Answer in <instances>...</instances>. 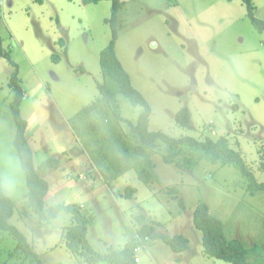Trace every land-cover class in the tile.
I'll return each mask as SVG.
<instances>
[{"label": "rangeland", "instance_id": "rangeland-1", "mask_svg": "<svg viewBox=\"0 0 264 264\" xmlns=\"http://www.w3.org/2000/svg\"><path fill=\"white\" fill-rule=\"evenodd\" d=\"M123 1L116 54L152 107L150 131L200 140L228 136L264 182L258 152L264 145V31L252 21L248 5L243 0ZM253 4L255 16L264 20V0ZM111 16L110 0H0V34L11 54V60L0 57V177L15 202L10 222L47 264H86L61 239L71 215L61 212L40 227L35 212H23L28 187L15 146L18 127L10 88L18 71L34 165L51 184L45 206L81 204L96 251L121 249L133 240L137 216L144 214L164 223L158 233L188 237L190 248L176 253L162 239H146L140 264H233L205 253L203 234L193 222L202 200L224 221L229 238L264 249V192L251 195L234 164L202 159L192 170L180 169L164 161L168 148L158 140L145 156L155 163L160 180L139 178L137 147L142 143L129 126L144 106L117 91L119 118L98 86L104 81L101 51L113 36ZM183 107L191 112L188 127L176 121ZM51 157L60 164L39 169ZM173 186L179 198L169 193ZM127 187L137 191L130 198L118 196ZM16 244L13 234L0 229V264L13 259Z\"/></svg>", "mask_w": 264, "mask_h": 264}, {"label": "trees", "instance_id": "trees-1", "mask_svg": "<svg viewBox=\"0 0 264 264\" xmlns=\"http://www.w3.org/2000/svg\"><path fill=\"white\" fill-rule=\"evenodd\" d=\"M103 0H84L86 4L99 3ZM112 1V16L107 21L112 26L113 36L108 44L101 51V68L104 75V81L99 82L98 86L102 92L104 103L115 115L120 118L119 104L117 103V91L125 93L134 105H143L144 110L140 114L136 123L130 122V132L133 137H138L141 145L137 149L141 155V161L138 166L139 178L146 183L157 182L160 180L156 172V165L150 156H145L148 148L153 147L158 140L164 142L168 148L167 154L163 155L166 163L175 164L180 169H194L197 164L205 159L214 164L231 165L234 164L248 181V191L251 195L264 192V182H259L254 172L248 166L241 153L233 148L228 136H221L218 139L206 137L204 140L193 136L173 137L166 132L150 131L149 119L152 113V107L143 94L137 90L131 83L130 75L123 67L116 54V43L119 38V11L124 6L123 0ZM232 1V0H229ZM248 5L249 15L256 27L264 31V20L257 18L254 13L253 0H243ZM64 43V41H61ZM0 57L11 60L10 50L4 47V39L0 34ZM58 61V55L54 56ZM15 64V63H14ZM82 69V68H81ZM10 88L13 91V101L11 104L12 115L16 121L18 132L15 140V146L19 155L22 167L26 175L28 187L27 205L23 212L25 215L33 211L38 215L39 226H46L59 213L64 212L71 215L70 225L63 227L61 239L66 247L75 255L83 258L86 264H140L137 261L139 255L137 248L141 242L146 239H162L174 252H185L190 248V240L183 234L173 236L158 233V228L164 223L151 220L146 215L137 216L139 229L133 240L128 241L121 249L110 246L104 253L96 251L87 237L88 219H85V209L81 204H55L47 208L45 198L50 191L51 184L43 178L33 161V150L26 137L27 120L21 115V105L25 98V90L22 87L21 80L16 71L10 81ZM237 107V105L235 106ZM176 121L180 126L188 127L191 124V112L188 107H183L176 114ZM188 155H185V153ZM259 167L264 172V145L259 148ZM184 154V155H183ZM184 157L187 161L180 159ZM179 157V159H178ZM59 163L58 159L48 158L39 164V169L55 167ZM136 188L127 187V193L118 192V196L126 198L132 197ZM169 193L179 198V189L173 186ZM177 195V196H176ZM181 206L185 208V203L181 200ZM15 213V202L7 195L3 188L0 177V229L13 234L17 244L9 258L3 264H47L43 256L37 253L33 243L27 236L21 232L14 224L10 222ZM193 222L202 232L203 245L205 253L214 258L222 259L233 264H264V249L260 244L246 246L239 239L229 238L226 233L224 221L211 213L209 204L205 201H199L194 213ZM12 261H17L13 263Z\"/></svg>", "mask_w": 264, "mask_h": 264}, {"label": "built area", "instance_id": "built-area-1", "mask_svg": "<svg viewBox=\"0 0 264 264\" xmlns=\"http://www.w3.org/2000/svg\"><path fill=\"white\" fill-rule=\"evenodd\" d=\"M140 250H141V247H138L137 252H139ZM137 261H140L138 257H137Z\"/></svg>", "mask_w": 264, "mask_h": 264}, {"label": "clouds", "instance_id": "clouds-1", "mask_svg": "<svg viewBox=\"0 0 264 264\" xmlns=\"http://www.w3.org/2000/svg\"><path fill=\"white\" fill-rule=\"evenodd\" d=\"M140 247H141V246H140ZM140 251H141V250H140ZM140 251H139V252H140ZM139 252H138V254H137V255H139ZM139 262H140V261H139Z\"/></svg>", "mask_w": 264, "mask_h": 264}, {"label": "water", "instance_id": "water-1", "mask_svg": "<svg viewBox=\"0 0 264 264\" xmlns=\"http://www.w3.org/2000/svg\"><path fill=\"white\" fill-rule=\"evenodd\" d=\"M155 45V44H154Z\"/></svg>", "mask_w": 264, "mask_h": 264}]
</instances>
